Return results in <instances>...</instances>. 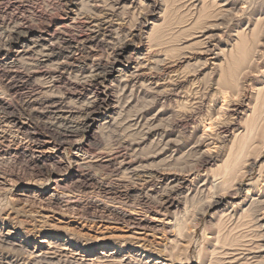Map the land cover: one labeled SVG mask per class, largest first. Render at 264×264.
Here are the masks:
<instances>
[{
    "label": "rangeland",
    "instance_id": "obj_1",
    "mask_svg": "<svg viewBox=\"0 0 264 264\" xmlns=\"http://www.w3.org/2000/svg\"><path fill=\"white\" fill-rule=\"evenodd\" d=\"M52 1L0 2V11L14 3L5 17L2 15L3 19L0 14V22L4 21L5 25L10 23L11 26L23 22L24 26L16 33L17 40L8 43L4 29L0 27V46L3 49L0 53V71L15 52L29 50L27 43L30 39L46 38L49 35L48 27H51V31L54 30L52 23L57 19V11L65 8H61V3L57 0ZM73 1H70L71 4ZM135 1L136 8L128 9V13L113 20L116 28L121 26L124 29L118 32L117 38L124 37L122 33L126 34L128 29L135 28L134 37L125 42L122 52V58L125 59L118 61L115 68H121L125 72H134L136 69L140 82L129 86L125 92L120 91V86L115 88L116 96L122 104L126 102V106L120 104L124 106L120 112L123 114L119 117L120 125L111 128L112 130H100V124L106 117L114 115V110L106 102L86 116L88 127L82 128L69 144L57 145L55 133L47 124L51 113L47 111L43 116H35L34 113L21 109L22 101L32 89L31 83L25 82L35 65L31 54L27 52L26 56L23 55L22 58L30 59L25 58L23 62L20 61L21 64L18 62L10 73L5 71L8 77H4L5 72H0V237L5 236L7 241L21 245L28 251L35 252V255L43 254V258L32 260L27 258L26 250L13 252L4 246V249H0V264H9L10 261L11 264H19L17 261L20 258H23V264H196L201 256L213 249L215 242L212 238L217 232L224 235L222 237L226 240H237L252 239L259 231L253 221L256 207L252 200H264V105H260L264 98V0H166L165 3L164 0ZM139 1L141 7L138 5ZM107 3L111 4L112 0H107ZM151 3L157 7L163 5L166 11L162 26L164 31L160 32L162 38L153 43L146 39L149 33L148 22L158 19L154 18L158 10L148 12L146 5ZM194 4L198 8L201 4L203 7L207 6L208 11L204 12V17L197 19L198 8L196 7V11L192 7ZM218 5H224L228 12L219 14V10L215 11ZM215 19L217 20L214 21ZM195 21L198 22L194 28L213 23L210 24L213 28L208 30V34L215 37L216 45L211 55H197V46L188 47L194 41L191 40L193 30H188L189 24ZM158 22L161 24L160 19ZM82 31L73 29L65 33L67 36L64 32L61 34L63 38L75 37L76 34L86 33L85 29ZM251 31L253 37L250 35ZM239 32L245 35L249 32L251 43L257 45L254 46L255 51L261 55L256 54L254 63L252 62L248 72L244 71L246 74L243 72L245 75H240L236 85L226 88L221 71L235 49L234 36ZM115 38L114 44H124ZM9 43L12 45L8 47ZM232 45L233 49H230ZM80 48L82 50V47L75 45L70 54L72 60L87 63L104 58L105 52L102 49H96L91 57L81 54ZM3 54L8 57H2ZM204 60L205 65L202 63ZM91 87L105 97L111 93L106 81ZM236 106L239 108L238 113L242 109V114L231 116V110ZM3 108L6 110L3 111ZM3 112L7 115L4 116ZM10 113L14 116L13 122L9 117ZM66 114L60 115L71 116ZM252 115L256 119V128L249 147L240 158L234 181L210 190V194L206 190L202 192L200 185L203 180L207 179L210 183L219 178L221 170L235 158L236 143L240 137L232 140V134L249 127L254 120L251 119ZM132 120L139 123L135 126ZM223 127L227 132H222ZM147 129L148 134L143 136L142 131ZM126 133L127 136H124ZM110 149L109 153L107 150ZM113 150L121 156H129L132 166H153L155 172L165 180L182 182L183 188L171 197L172 206L167 205L159 212L152 205V209L149 207L141 210L138 206L132 208L130 204L124 206L119 201L104 198L93 190L94 183L111 184L110 186L120 190L136 183L126 180L117 182V175L121 171L117 166H104L101 161L93 163L94 160H104V156L114 154ZM99 151L104 154L100 155ZM245 163L248 167L244 168ZM189 182L192 185L187 186ZM135 187L146 189L142 184ZM160 187L161 185H155L154 190H159ZM247 189L249 194L246 193ZM218 191L220 195L228 193L220 206L211 202V196L218 194ZM263 219L264 217L259 225L264 226ZM128 220L139 226L131 225ZM175 236L180 239L176 242L177 245ZM43 239L48 243L39 244ZM50 252H55L56 255H44Z\"/></svg>",
    "mask_w": 264,
    "mask_h": 264
},
{
    "label": "bare ground",
    "instance_id": "obj_2",
    "mask_svg": "<svg viewBox=\"0 0 264 264\" xmlns=\"http://www.w3.org/2000/svg\"><path fill=\"white\" fill-rule=\"evenodd\" d=\"M2 1L3 0H0V2H2ZM6 1H8V0H6ZM57 1L61 3V6H62L61 8H65V10H63V9L58 10V11L56 10L57 11V16H56L57 19L52 23V26H54V30L51 31L50 30L51 27H48L47 32L49 33V35L46 38L43 37L44 39H42V38L30 39V41H29L30 45L29 46H28L29 42L27 43V49H29V50H27L26 52L25 51L24 52L23 51L15 52V55L11 57L9 62H7L5 64V67L0 72L4 73L5 71H9L8 73H10L11 70L13 68H15V66L18 62L19 63H20V61L23 62V60H25V58H27V57L22 58V57H24L23 55H25L27 52H29L31 54V56L33 57L35 65H34V69L31 70L32 74L27 75L25 82L26 83H27V81L30 82L32 89H31V92H29L26 95L25 100L22 101L21 109H22V111H30V112L34 113L35 116L36 115L43 116V114L46 113L47 111H48V113H51L50 114L51 116H49L47 118V121H48L47 124H48L49 128H51V131L53 133H55L57 145L63 146V145L69 144L71 139L73 137H75V135H77L82 128L88 127V126H86V124H87L86 123V116L88 114L92 113L95 108L99 107L101 104H104L106 102L108 103L107 105L110 106L111 110L112 111L114 110V115H108L106 117V120H104L100 124V130L106 132V130H110L111 128H115V127L119 126L120 125L119 117H121L123 115V114L121 115L120 112L122 111L124 106L120 105L122 103L119 100L120 98H118L115 94L116 93L115 88L116 87L118 88L120 86L121 90L120 89L119 90L122 92H125L129 86H135V84L138 83L137 82V81H139L138 77H140V76H138L136 74L137 73L136 69L134 70V72H132V71L131 72H125V70H123L121 68H115L116 63L118 61H120L121 59L122 60L125 59V57L122 58V54H123L122 52L125 49V45H126L125 42L131 40L134 37L133 32H134L135 28L133 29L132 27H130L132 29H130V30L128 29V31L126 30L127 31L126 34L122 33L125 35L124 37H121V38L118 37L117 38L118 32L124 31V29L121 26L116 28L113 25V20L114 19L118 20V18L120 17L121 14L128 13L127 12L128 9L136 8L134 5L136 3L135 0H112L111 4L107 3V0H74L73 4H71V2H70L71 0H57ZM140 1L138 2L139 6L141 5ZM165 2H166V0H164V3ZM214 2H213V4H215ZM11 4H13V5H7L4 9H2L0 11L1 17H2V15L5 17V14L12 8V6L14 7V3H11ZM69 4H71V5L69 6ZM210 4H212V3H210ZM139 6H138V8H139ZM146 6L148 9V12H150V13H153L155 10H158L157 15L153 14V15H155L154 18L157 17L158 19L157 20L153 19L152 21H149L147 24L149 27V33L147 34L146 39L150 43H153L155 41L158 42L162 38V35L160 36V32L163 30L162 29L163 22H164L163 18H164V14L166 13L165 7H163V5L157 7L152 3L147 4ZM205 6L203 7L202 4L199 8L195 4L192 6L194 9H196V7L198 8L197 19H199V17L201 18L206 10L208 11V9H206L207 6L206 7ZM216 7L218 9H215V11L219 10V14L220 13L225 14L226 10L224 9V5H218ZM213 8H215V7H213ZM132 10H130V11H132ZM196 11H197V9H196ZM210 14H209V16H210ZM215 17H217V14ZM222 17H220V18H222ZM213 18H214V16H213ZM2 19H3V17H2ZM159 19L161 20V24L158 22ZM212 19H210V21ZM216 20L217 19H215L214 21H216ZM197 22L195 21L192 24L190 23L189 24L190 27L189 28L187 27L188 30H193L192 31L193 33L192 34L190 33V34H191V37H193L191 40H194V41H192L193 43L188 45V47H192V46L196 47L197 46V50H196L197 55H200V56L201 55L202 56L211 55L212 50H213V48L216 47V45L214 44L215 37L213 36V34L212 35L208 34V30H210L211 27L213 28V26L210 25L213 23L208 24L209 26L199 25L201 27L194 28V27H196L195 25L197 24ZM16 23H17V21H16ZM22 23H19V22L17 24L14 23V25L11 26V25H9L10 23L5 25L4 21L0 22V27L2 29H4L5 35L7 36L6 37V41H7L6 43H8L10 41L12 42L13 40L15 41L16 33L19 30L21 31L22 27H24ZM206 24H207V22H206ZM218 25H220V24L218 23ZM215 26L216 25H214V27ZM73 29H75V30L80 29L81 31L85 29L86 33L85 34L79 33L78 35L76 34L75 37L74 36H70V37L68 36L67 38H63V36L61 34L62 32H64V34H65V33L70 32ZM244 31H246V30H244ZM82 32H84V31H82ZM254 32H256V31H254ZM248 33L246 35L241 34V32H239L237 34L235 33L236 34L234 36L235 40L233 39L234 40L233 44H236L235 49L233 50V52L230 53L228 61L223 58L224 60H226V62L224 61L226 64H224L225 67L222 68V71H221L222 74L221 75H222V78L224 79L223 84H224V86H226V88H227V86H230V88H231V85H236L237 80L240 77V75H245L248 72V68L252 64L253 59L256 58V54L261 55L260 53H257V51H255L254 46L256 44L254 45V43H251L252 40H250L251 38L249 37ZM250 35H251V37H253V31L250 32ZM216 37H218V36H216ZM114 38L118 41H122L124 44H119V43L114 44L113 43ZM187 38H189V37H187ZM10 45H12V44L9 43L8 47ZM75 45H79L80 47H82V50L80 48L81 54L91 55V57L93 56L92 53L96 52V49H100V50L102 49L105 52L104 58L100 59V60L88 61L87 63H82L78 59L72 60L70 57V54H71L72 50L75 49ZM260 45H262V43ZM259 47H261V46H259ZM1 48H2V46H0V53H1V51H3V49H1ZM258 48L256 50H258ZM230 49H233V45H232V48H230ZM259 52H262V50ZM225 53H226V51H225ZM223 54H224V52H223ZM223 54H221V55H223ZM2 57H8V55L3 54ZM27 59H30V58H27ZM205 60L203 62L201 61L204 65L206 64ZM197 62L199 63V61H197ZM222 64L223 63H219V65H222ZM160 65H161V63H160ZM204 65L202 67H204ZM216 66H217V64H216ZM197 67H198V65H197ZM29 69H27V70H29ZM244 71H247V72H244ZM114 73H116V74L113 75ZM4 77H8L7 72H5ZM105 81L108 82V85L110 86L109 89L111 90V93L106 97L104 95H102L103 93L100 94L101 92H98L97 90H93V88L91 87L92 85H96L98 83H103ZM139 84H141V83H139ZM153 85H155V83ZM171 85H173V82ZM61 86H63V88H61ZM156 89H157V86H156ZM259 92H261V90ZM159 94H161V93H159ZM124 100H125V98H124ZM123 104L126 106V102H124ZM230 105H231V103H230ZM260 105H264V98L261 100ZM239 107H240V105H239ZM260 108H261V106H260ZM5 110L6 109L3 108V111H5ZM225 110L227 111V109H225ZM241 110H240V112H241ZM38 111H41V112H38ZM231 111H232L231 116L236 115V117H237L240 114H242L240 112L238 113L239 108L237 106ZM65 113L70 114L71 116L65 117V116L60 115V114H65ZM3 114H4V116L7 115V114H5V112H3ZM254 115H256L255 112H254ZM9 117L11 119V122H13L14 116L12 115V113H10ZM233 118L234 117H232V119ZM249 118H251V117H249ZM251 119H254L253 115H252ZM238 121H239V117H238ZM131 122L135 123V120H132ZM138 123L139 122L137 121V123H135L134 125L136 126ZM225 123H227V122H225ZM222 124L223 123H221V125ZM256 124H257L256 119H254L253 121L250 122L249 127L244 129V131H240V132H236V134H232L233 135L232 140L234 138L240 137L239 139H237L238 141L236 143L237 150L235 149L236 150L235 151V158L233 160H231L227 164V166L225 165L226 167L223 169V171L221 170L222 175L220 177L218 176L219 178L212 180V182H210V183L208 182L207 179L203 180L202 185H200V189H202V192L206 190L209 193V191L212 189L216 190L217 187L226 186L227 184L229 185V183L234 181L233 180L234 175L238 171V166H240V164H239L240 158L244 155L247 147H249L248 146L249 141L252 138V135H253L254 130L256 128ZM141 125H143V124H141ZM130 127H131V125H130ZM139 127H143V126H139ZM145 127H146V125H145ZM208 127H209V125H208ZM133 128H134V126H133ZM136 128L134 130H136ZM121 129H122V127H120V130ZM127 129H129V128H127ZM148 129L145 132L142 131L143 136L148 134V132L150 130V129L149 130ZM216 129H218V127ZM120 130H119V132H120ZM225 130L226 129L223 127L222 132L223 133L227 132ZM124 136H127V133ZM221 137L222 136H220V138ZM127 139H129V138H127ZM145 139L143 138V140H145ZM143 140L141 142H143ZM124 141H127V140H124ZM136 141H138V140H136ZM129 142H131V140H129ZM133 142H135V141H133ZM136 144H137V142H136ZM130 146H132V144ZM114 147H113V149H114ZM122 149H123V147H122ZM230 149H231V147H230ZM107 151L110 153L111 149L107 150ZM138 151H139V149H138ZM114 152H115L114 154L107 155V157L104 156V160H98L97 159V160H94L93 163L101 161L100 163L104 164V166L105 165L110 166V167L117 166V169L121 170L119 173L120 176L117 175L118 176L117 182L126 180L129 183H131V182L134 183L135 181H136V183L131 184L132 185L131 187L128 185L127 188H125L122 184V186L125 188V189L123 188V190H120L119 188H116V187L113 188L112 186H110L111 184L110 185H105V184L102 185V184L94 183L93 184V190H95L99 194L103 195L104 198L107 197V199L112 200L114 202L119 201L120 204L121 203L125 204L124 206H126V204L127 205L130 204L132 208L133 207L135 208L138 206V207H140L141 210L149 209L150 205H152V206H155L156 211L159 212L161 209H164V207H166L167 205L172 206V201H171L172 198L171 197L173 195L177 194L178 191H180L181 188H183L182 182L181 183L180 182L174 183L172 181L165 180L164 178H162L161 176H159L155 172V168L154 169L152 168L153 166L146 167V166H142V164L132 166V161H131V158H129V156L128 157L121 156L118 153H116V151H114ZM99 153H100V151H99ZM102 153H100V155H102ZM121 153H123V152H121ZM133 153H132V155H133ZM137 155L139 157V154H137ZM117 160H119V161H117ZM257 160H254V162H256ZM88 166H89V164H88ZM91 167H92V165H91ZM95 167H97V166H95ZM243 167L244 168L248 167V164L244 165ZM113 175L115 176V173ZM94 181H96V180H94ZM111 181H113V179H111ZM117 182H115V183H117ZM137 182H138V184H137ZM108 183H109V181H108ZM139 183H141L143 185V187L145 186L146 189H144V190H143V188L137 189V187H135V186L141 185ZM189 184L192 185L191 182H189L187 186H189ZM155 185H158V186L161 185L160 189L154 190ZM248 185H250V184H248ZM139 188H141V187L139 186ZM187 188L188 187H186V189ZM248 192H249V190L247 189L246 193L249 194ZM199 193H200V191H199ZM190 194H192V193H190ZM225 194H228V193H225ZM225 194L222 193V195H223L222 196L219 194V191H218V194H214L211 196V200H212L211 202L214 203V205H216V206H220L219 204L224 201ZM233 195H235V194H233ZM252 201H254L253 203L255 204V207H256L255 208L256 209V212H255L256 215H254L253 221H255L254 223L256 224V226H255L256 230L259 229V231L256 233V235L254 234L255 235V236H253L254 239H253V237H252V239H250V238L249 239H242V238L239 239L238 238L237 240L236 239L232 240L230 238L231 240L229 239L230 240L229 241V240H226L225 237H222L224 235L221 236L217 232L216 236H214V238H212V240H214L215 243H213L214 246L212 247L213 249L210 251V253H207V254H209V256L207 257V254L201 256L198 260V263H196V264H264V260L261 261L262 259H264V230H262V229H264V226L259 225V222L264 217V200H258V201L252 200ZM252 201H251V204H252ZM236 209H237V207H236ZM253 209H254V207H253ZM175 215H178V214H175ZM224 217H226V216H224ZM231 217L233 218V216H231ZM176 218H177V216H176ZM176 218H173V220ZM233 221H235V220H233ZM253 221H251V222H253ZM128 222H129V220H128ZM129 223L131 225L136 224V226H139V224H137V223H133V222H129ZM127 225H129V224L127 223ZM236 226H237V224H236ZM252 226H254V225H252ZM234 227H235V224H234ZM238 227H240V225H238ZM178 228H180V227H178ZM230 228H231V226L229 228L227 227V229H230ZM233 230L234 229H232V231ZM232 231H231V233H232ZM179 232H180V229H179ZM247 233H245V234H247ZM178 237L177 236L174 237L175 245H177L178 243H176V242L180 240ZM226 237H228V236H226ZM242 237L247 238V236L246 237L242 236ZM38 243L44 244V243H48V241L43 239V240H40V242H38ZM4 246H7V248L12 250L13 252L26 250L25 253L27 254L26 256H28L27 258H31L32 260H38V259L43 258V254L42 255H35V252L28 251L27 249H25L23 246H21L19 244L7 241L5 236L0 237V249H4L3 248ZM49 249H51V248H49ZM91 250L92 249H90V253H91ZM187 250H188V248H187ZM88 251L89 250H87V252ZM54 253L55 252L44 253V255H56V253L55 254ZM20 254H21V252H20ZM27 258H26V260H28ZM22 260H23V258H20L17 261V263L20 264L22 262ZM26 260H24V261H26ZM10 262H9V264H11ZM23 263L24 262H22V264ZM49 263H51V262L49 261Z\"/></svg>",
    "mask_w": 264,
    "mask_h": 264
}]
</instances>
